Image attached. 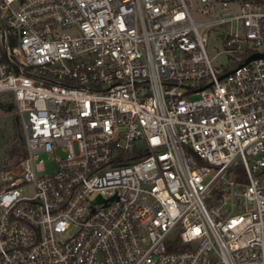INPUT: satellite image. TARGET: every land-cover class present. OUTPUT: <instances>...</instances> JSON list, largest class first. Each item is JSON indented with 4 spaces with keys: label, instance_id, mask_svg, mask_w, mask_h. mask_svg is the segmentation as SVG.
Returning <instances> with one entry per match:
<instances>
[{
    "label": "built area",
    "instance_id": "1",
    "mask_svg": "<svg viewBox=\"0 0 264 264\" xmlns=\"http://www.w3.org/2000/svg\"><path fill=\"white\" fill-rule=\"evenodd\" d=\"M221 26L234 67L207 50ZM254 53L264 0H0V94L24 133L0 264H264Z\"/></svg>",
    "mask_w": 264,
    "mask_h": 264
},
{
    "label": "rangeland",
    "instance_id": "2",
    "mask_svg": "<svg viewBox=\"0 0 264 264\" xmlns=\"http://www.w3.org/2000/svg\"><path fill=\"white\" fill-rule=\"evenodd\" d=\"M195 18L199 21H205L204 15L195 13ZM210 38L208 42V53L213 58L214 64L217 66L234 67L237 63V57L226 52L227 46L221 41L219 33L225 32V26L219 28H211ZM14 107L11 108L10 105ZM24 133L18 117L16 104L10 93L0 94V188L4 185L2 173L10 170L13 176L17 171V164L24 154ZM45 172L53 171L55 164L52 158L44 154Z\"/></svg>",
    "mask_w": 264,
    "mask_h": 264
},
{
    "label": "water",
    "instance_id": "3",
    "mask_svg": "<svg viewBox=\"0 0 264 264\" xmlns=\"http://www.w3.org/2000/svg\"><path fill=\"white\" fill-rule=\"evenodd\" d=\"M262 56H264V54H261V53H254L253 55H251L250 57H248V58L246 59L245 63H248V62H250L251 60H253V59H255V58L262 57ZM100 200H101V197L98 196V197L96 198L95 201H100Z\"/></svg>",
    "mask_w": 264,
    "mask_h": 264
},
{
    "label": "trees",
    "instance_id": "4",
    "mask_svg": "<svg viewBox=\"0 0 264 264\" xmlns=\"http://www.w3.org/2000/svg\"><path fill=\"white\" fill-rule=\"evenodd\" d=\"M10 107H11V108H9V109H12V107H14L13 104H11Z\"/></svg>",
    "mask_w": 264,
    "mask_h": 264
}]
</instances>
